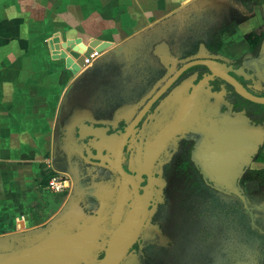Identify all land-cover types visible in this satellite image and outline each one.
<instances>
[{"label": "flooded vegetation", "instance_id": "obj_1", "mask_svg": "<svg viewBox=\"0 0 264 264\" xmlns=\"http://www.w3.org/2000/svg\"><path fill=\"white\" fill-rule=\"evenodd\" d=\"M230 10L166 20L102 55L66 92L52 165L72 181L65 200L75 197L80 226L105 215L91 264L105 261L116 243L119 264H241L242 253L249 264H264V196L246 189L264 147L237 180L245 202L200 166L210 131L178 133L165 116L185 86L184 103L190 108L198 97L205 123L227 114L264 129V105L221 76L264 97V25L236 30L240 20ZM90 127L100 140H84Z\"/></svg>", "mask_w": 264, "mask_h": 264}, {"label": "crops", "instance_id": "obj_2", "mask_svg": "<svg viewBox=\"0 0 264 264\" xmlns=\"http://www.w3.org/2000/svg\"><path fill=\"white\" fill-rule=\"evenodd\" d=\"M235 1L240 14L252 4L253 19L264 16V0ZM226 2L0 0V237L42 229L66 203L65 194L48 190L52 172L46 161L52 163L63 143L62 107L77 78L63 61L52 59L55 35L63 41L80 38L89 44L97 39L119 45L166 20L218 11ZM238 25L243 33L250 27L246 21ZM261 154L264 167V149Z\"/></svg>", "mask_w": 264, "mask_h": 264}, {"label": "water", "instance_id": "obj_3", "mask_svg": "<svg viewBox=\"0 0 264 264\" xmlns=\"http://www.w3.org/2000/svg\"><path fill=\"white\" fill-rule=\"evenodd\" d=\"M50 48L52 59L63 61L73 77L79 78L92 69L86 68V58L94 51L104 55L105 59L117 45L97 39L89 44H85L80 38L63 41L60 34H56L50 41ZM262 55L264 44L258 57L260 63ZM260 70L259 68L254 70L259 78L262 76ZM221 76L233 85L240 96L264 105V97H256L234 79ZM185 89L183 86L175 92V99H178L179 103L165 115L167 117L170 114L168 117L170 126L178 133L199 130L201 132L208 129L211 136L203 141L199 160L202 170L209 176L212 184L245 201L237 186V180L262 151L264 129L252 128L246 120L232 119L227 114H224L222 122L209 117L208 123H205L203 106L198 97L190 108L184 103ZM88 133L89 135L85 137L80 131V139L85 137L84 140H100L98 129L90 127ZM62 135L66 136V132L63 131ZM121 171L125 173L122 168ZM81 219L80 207L72 195L58 214L42 229L0 237V264H91L93 260L98 259L97 251L100 246L98 236L102 232L101 226L105 221V215L100 214L90 219L84 227L80 226ZM120 252L121 245L116 243L111 255L101 264H119Z\"/></svg>", "mask_w": 264, "mask_h": 264}, {"label": "rangeland", "instance_id": "obj_4", "mask_svg": "<svg viewBox=\"0 0 264 264\" xmlns=\"http://www.w3.org/2000/svg\"><path fill=\"white\" fill-rule=\"evenodd\" d=\"M226 5H227V8L230 7V9H232L230 11L233 14H236L234 19H236L237 21L240 20V22L246 21V24H249L250 27H248V28L246 27L244 29V32L247 33L249 31H252L254 26L258 27L260 25H264V16H261V13H260L261 6L257 5V7H256V11H259L260 16H258L257 21H255L253 19V18H255V15H253L254 14L253 11L249 12V7L252 9V4H249L248 7H245V10L248 9V11L247 12H245V11L242 12L243 14L242 13L240 14V12H238L241 9V7L239 5V2H237L235 0H227ZM241 11H243V10L241 9ZM252 19L254 20V22H251ZM261 156H262V154H260L258 156V158H257V160L255 161V164H254V167L256 168V173H255L256 175H255L254 179H252L250 182H246V189H247L248 192H250L251 195H255L257 193H261L262 196H264V173H260V171L264 172V167H263L262 162H261ZM257 172H259L260 174H257ZM66 194L63 195V199L67 196ZM245 255H246L245 253L241 254V257H242L241 264H249L247 262L248 257H247V255L246 256ZM256 256H258L257 253H256ZM257 264H259V261H258Z\"/></svg>", "mask_w": 264, "mask_h": 264}, {"label": "built area", "instance_id": "obj_5", "mask_svg": "<svg viewBox=\"0 0 264 264\" xmlns=\"http://www.w3.org/2000/svg\"><path fill=\"white\" fill-rule=\"evenodd\" d=\"M101 56V53L94 51L88 58H86V68L91 67ZM46 165L52 172V177L48 182V190L53 194H68L72 189V181L70 177L57 171L50 161H46Z\"/></svg>", "mask_w": 264, "mask_h": 264}, {"label": "trees", "instance_id": "obj_6", "mask_svg": "<svg viewBox=\"0 0 264 264\" xmlns=\"http://www.w3.org/2000/svg\"><path fill=\"white\" fill-rule=\"evenodd\" d=\"M260 173H264L263 171H260ZM259 172H257V174H260ZM52 176L50 175L49 178H51Z\"/></svg>", "mask_w": 264, "mask_h": 264}]
</instances>
